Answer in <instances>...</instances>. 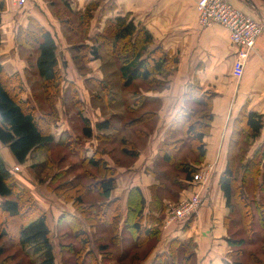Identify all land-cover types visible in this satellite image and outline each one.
Returning a JSON list of instances; mask_svg holds the SVG:
<instances>
[{
  "label": "trees",
  "instance_id": "trees-1",
  "mask_svg": "<svg viewBox=\"0 0 264 264\" xmlns=\"http://www.w3.org/2000/svg\"><path fill=\"white\" fill-rule=\"evenodd\" d=\"M3 8L4 5L0 3V26ZM87 17L82 18L80 25V29L86 28L85 31L79 32L77 27L70 29L77 35L81 34L71 43L76 50L74 59L77 64L83 70L93 57L98 56L100 47L104 49L117 66L124 96L132 97L131 104L129 103L125 109L126 113L140 112L137 114L138 118L135 119L130 114L128 120L131 119V123L136 124L144 121L147 116L151 117L141 114L138 109L139 101L142 100L144 92H157L165 88L166 82L159 76L166 77L172 71L175 58L162 48L149 49L153 42L151 33L139 28L131 14L117 16L114 20L108 19L103 31L94 37L90 36V22L93 15ZM26 32L23 31L20 45L25 50L32 49L36 54L30 66L34 67V71L45 85L47 100L52 111L41 115L32 102L25 98V86L21 76L17 73H9L0 62V142L9 147L20 163L26 162L36 150L54 145L52 130L59 121L57 104L63 95L64 79L57 58V43L52 33L43 27L38 28L36 33L26 34ZM1 41L0 33V44ZM90 82L99 86L104 95L112 97L113 90L109 81L90 79ZM70 89L73 87L71 86ZM196 91L197 89H194L192 95ZM72 94L74 107L83 123V140L81 141L78 136L69 135L63 144H55L56 147L75 146L76 150H73L81 159L80 167L89 168L83 173L76 174L73 181L67 180L58 185L55 191L62 192L66 196V190H72L74 193L66 197L75 202L74 206L82 212L88 224L92 227H99L100 224L109 225L114 234L113 240H118L121 205L119 199L110 200L111 191L116 186V170L109 167L105 158L112 156L111 151L107 153L105 149H101L102 141L109 144L116 142L111 140L113 132L108 135L101 132L102 129L110 131L112 125L108 120L99 122L96 125L99 133L94 134L91 121L83 116L81 101L76 92ZM203 94L205 95L202 98L198 93V99L195 101L201 106L200 109L184 114L173 123L174 127L178 124L179 129L189 140L188 152L192 156L177 158V154H184L187 148L185 145L182 147L185 137L174 139L176 132L170 129L166 143L158 155L169 168L163 174L156 173L162 182L151 188V202L147 205L139 187H133L129 192L125 226L135 236L136 241H133L126 254L118 260L119 264H143L159 243L167 202L164 200L163 190L167 188V182L171 179L170 169L177 172L178 179L192 182L195 173L205 164L207 148L204 137L210 131L213 115L212 95L206 92ZM122 120L125 122V117H122ZM262 127V115L248 111L247 108L242 109L234 120L227 150V164L219 178L229 208L225 222L231 251L227 254L224 264H264V148L260 147L244 163L247 143L243 139L245 133L249 138L258 137ZM88 140L91 147H94L90 155L86 154L87 148H90L86 146ZM93 140L98 142L96 146L93 145ZM120 145L124 155L132 158L138 156L137 147L133 144L130 148L128 139L123 137ZM118 158L114 159L116 164L122 162ZM239 169H242L241 173H237ZM86 180L90 182L86 183ZM172 184L175 187L172 193L178 196L184 185L177 180ZM93 193L98 196L97 200L87 205V195ZM0 199V232L4 234L3 237L9 236L13 231L11 237L15 239L14 241H17L22 249L30 250L37 257L33 264H56L46 213L38 206L32 193L19 186L15 175L1 157ZM26 211L32 212L35 217L25 224L22 220ZM192 221L193 218L188 223L180 225L182 226L180 228L189 227ZM77 225L78 229L73 237L79 239L80 244L77 250L72 247L75 264H106L107 259H103V255L98 257L92 250L86 252L89 262L82 259L86 249H91V242L85 230ZM97 241L101 240L98 238ZM105 246L108 245L99 246L100 254H102L101 247L104 249ZM108 254H110L108 258L114 256L113 253ZM125 257H129L128 262L124 261ZM195 258L196 252L191 243L175 239L171 241L167 253H158L148 264H196Z\"/></svg>",
  "mask_w": 264,
  "mask_h": 264
},
{
  "label": "crops",
  "instance_id": "crops-1",
  "mask_svg": "<svg viewBox=\"0 0 264 264\" xmlns=\"http://www.w3.org/2000/svg\"><path fill=\"white\" fill-rule=\"evenodd\" d=\"M94 1L98 9L95 11L91 22V37L103 31L108 19L114 20L117 16L131 14L139 28L151 33L153 42L149 49L162 48L175 58L172 71L166 77L159 76L160 79L166 82L165 88L157 92H144L138 109L142 115H151V117L147 116L144 121L133 124L131 119L128 120L130 114L135 119L138 115L133 111L131 113L125 111L128 104H131L132 97L113 96L112 92V97L97 93V95H93L92 99L87 89V84H92L95 87L90 79L112 82V76L104 72L105 67L112 63L107 52L100 47L98 56L93 57L81 70L80 66L73 60L76 53L74 46L68 45L60 52L59 36L55 31H52L51 26V29H49L57 43V58L62 75H66L63 72L65 69L68 71L72 69V72H76L75 77H71L70 73L63 77V93L66 87L69 95L63 94L58 101L57 109L60 120L52 130L54 139L56 134L57 136L64 134L65 138L69 135H83V126L81 129H76L78 132L76 133L73 126H71L72 123L70 124L69 115L63 110L64 98L67 95L70 105L76 111L75 114L78 115L73 104L72 94V92H76L82 104L83 116L91 121L94 134L99 133L96 128L97 123L108 120L112 125L111 130L102 129L101 132L108 135L120 131L124 138L130 141L129 147L132 148L134 144L139 151L138 156L135 158L124 155L127 160L125 159L124 163L120 162L119 164H116L111 157H105L109 167L116 170V186L111 191L110 200H120L119 239L113 240L114 234L109 225L90 226L80 210H76V212L73 210L74 204H63L58 201L59 204L54 205L49 191L43 194L39 189H36V186L31 183L28 177L24 176L22 170L19 169V172L14 170L15 166L25 164L27 160L24 163L18 162L10 150L4 159L6 166L19 182L21 180L25 182L22 186L30 190L38 206L46 213L56 264H75V259L72 262L74 258L72 247H77L80 240L71 237L69 234L70 224L73 221L79 224L80 228L85 230L90 238L91 249L87 248L83 253L82 259L84 261L89 262L86 253L89 250L100 257L101 254L97 246L107 244V250L114 254L112 258L107 259L108 264H119L118 260L126 254V250L133 241H136L135 236L125 226L130 190L133 187H139L144 194L147 205H149L152 200L151 188L162 182L158 179L156 173L163 174L169 168L158 156L160 149L166 143L168 131L173 129V131L178 132V124L174 127L173 123L188 113L192 108V103H196V99L192 96L194 89H197L201 96L205 92L210 93L212 95L211 112L213 120L209 133L204 137L207 148L204 163L215 164V170L206 192L207 201L189 227L170 229L166 235H164V228H161L159 241L160 243L161 241L167 242L163 248H160L158 243L151 257H153V260L158 253H167L171 241L179 239L194 246L196 264H224L227 254L231 251L225 222L229 214V208L220 187L219 178L227 164V150L234 120L242 109L247 108L248 111L262 115L263 127L260 135L253 139L252 150L255 152L260 147L264 148V0H228L236 8L260 21L263 25V32L258 37L256 46L248 57H244L239 53L238 47L230 39L228 30L223 26L216 24L209 28L200 27L196 9L198 0ZM0 33L2 39L0 62L8 72L23 74V71L30 67V64L29 60L24 58L21 50L16 47L14 33L4 32L1 26ZM86 68L88 71L85 70ZM118 78L116 81L120 82V75ZM24 81L25 78L23 77ZM26 82H24L25 87L28 85V81ZM71 86L73 89H70ZM120 91H122L121 86ZM24 96L39 111L28 91ZM92 100L93 102L105 103L108 109H113L114 106L115 111L103 114L99 107L92 104ZM59 103L62 105L63 113ZM119 104L120 111L117 112L116 107ZM40 114L42 115V113ZM78 117L80 119L79 115ZM122 117L126 119L123 123ZM127 122H130V124H126ZM63 142L55 141L58 145L63 144ZM93 142V145L96 146L97 141L93 140ZM88 150L86 153L90 155ZM177 181L184 185V189L179 192V197L184 194H192L198 188L192 182H186L182 178ZM29 184H31L30 187ZM165 192L164 189L163 193ZM87 196L98 197L95 193ZM167 197L168 195L165 194L164 200ZM92 202L94 201L88 198L87 205ZM155 215L157 216L158 213ZM61 229H65V231L59 236ZM53 235L58 237L59 241L58 239L55 241ZM105 236L110 238V242L102 241ZM70 237L73 241L61 245L60 240L67 241L71 239ZM98 238L101 241H97ZM149 258L148 260H150ZM124 261L128 262L129 257H125Z\"/></svg>",
  "mask_w": 264,
  "mask_h": 264
},
{
  "label": "rangeland",
  "instance_id": "rangeland-1",
  "mask_svg": "<svg viewBox=\"0 0 264 264\" xmlns=\"http://www.w3.org/2000/svg\"><path fill=\"white\" fill-rule=\"evenodd\" d=\"M0 3L4 5L3 11H2L1 28L3 29L4 32L9 31V32L14 33L13 35H14V39L16 40V47H18V49L21 50L24 58L25 59L27 58V60L30 61L29 64L31 63L32 60H35L36 54L35 52L32 51V49H29L30 51L25 50V49L22 50L23 48H21L20 43L23 40L22 36L24 35L23 34L24 30L27 31L26 34H28L29 32H33V33L38 32V28H41V27L47 30L52 28V31H55V33L59 36L58 42L60 45V52H61L68 45L73 47V44L71 43H73V41H75L76 37L79 35V34L77 35L76 33L72 32L70 29L72 27H74V29L77 27V31L79 32L85 31L86 29L85 27L80 29V25L82 24V20H83L82 18L87 17V16L89 17V15L94 16L95 11L98 9V6L96 7V2L94 0H27L26 4L20 7L15 4L14 0H0ZM44 24L45 25L47 24V26H45ZM90 32H91V29H90ZM29 55L31 56V58H29ZM73 60L75 63H77L76 60L74 59V56H73ZM105 69H106L104 70L105 74L107 75L109 74L112 76V79H111L112 82L110 83H111V87L113 90V96L114 95L115 96L124 95L123 91H120L121 82L116 81V79L119 77L118 75L119 73H118V69L114 61H112V63H110L108 66H106ZM85 70L88 71L87 68ZM63 72L66 75L67 73H70L71 77H75L76 75V72L75 71L72 72V69L69 71L65 69L63 70ZM16 73L20 75L22 79L23 77L25 78L24 82L28 81V85H26L25 87L24 94H26L27 91L29 92L30 97L33 98V101L36 103L37 107L39 108L40 113H42L43 115L50 113L52 110H51V105L47 100L45 85L42 82V80L39 78V76L36 74V72L34 71V67L31 65L30 67L26 68L23 71V74H21L20 72H16ZM66 75H62V77H66ZM90 85L87 84V89L89 93L91 94L90 97L92 96V99H93V95H97V93L103 94V91L101 90L99 86L94 85L95 87H93L92 84ZM67 93L68 91H66V87H65L63 94L65 95ZM67 95L64 98L63 110L66 111L67 115H69V119L71 121L70 124L72 123L71 126H73V130L76 133H78L76 129L78 128L81 129V127L83 126V123L82 121H80L78 115L75 114L76 111L70 105ZM197 95H198V91H196L195 94H193L192 96L194 99L197 100L198 99ZM204 95L205 94H202V98ZM139 103H141V101H139ZM59 104H60L61 111H62V105L61 103ZM92 104L95 105V107H99L103 114L112 113L115 111L114 106L112 107L113 109H108L106 108V104L100 101L93 102L92 100ZM119 107H120V104L116 107L117 112L120 111ZM191 107L192 108L188 111V113L194 109H200L201 106L197 105L196 103H192ZM139 113L137 112L136 115ZM58 120H60V117L58 118ZM246 134L247 133H245V137L243 138L245 139V143H247L246 144L247 152L245 154L244 163L248 161L250 157L254 154V151L252 150L253 138L247 137ZM112 135L113 136L111 137V140H116V142L109 144V143H105L106 141L105 142L102 141L101 149H105L107 153L111 151V155H112L111 157H113L115 160L118 158V156H120L118 159L122 161L121 163H124L126 158H124V154L122 153V146L120 145V141L124 137V135L120 131L116 133L113 132ZM78 137H80L81 141L83 140V136L79 135ZM184 137L185 136L182 130L179 129L178 127V132H176V136H174V139L177 140V139H182ZM64 139L65 140L67 139L65 138L64 134H62L61 136H57L56 134L55 141L63 142L65 141ZM184 139H185V142L182 144L183 145L182 147H184L185 145L187 146V148H185L184 154H181V155L177 154V158L185 157L186 155L192 156V154L188 152V148L190 147L189 140L186 137ZM86 144H87L86 146L89 145L90 147L88 148L89 154H92L94 147H91L90 146L91 144L88 141ZM73 149H75V146L56 147V144L54 143V145H51V146L49 145L45 148L43 147V148L36 150L34 153H32L29 156L25 164L18 165L20 170L24 172V176L30 179L31 183L34 186H36V189H39L40 192H42L43 194L48 191L51 193V195L50 194L48 195L51 196L54 205H58L59 204L58 201L62 202L63 204H69V205L75 204L73 200H69L66 197L68 194L74 193L72 190H66V196H65L62 194V192L55 191V189L58 185H61L62 183L67 182V180L73 181L76 174H79L81 172L83 173L86 169L89 168L88 166L80 167L81 159L79 156L75 155L76 149L75 150ZM9 150L10 149L8 146L0 142V157L1 158L3 157L2 158L3 160L6 158V155H8ZM20 170L16 172H19ZM241 172H242V169H239L237 173H241ZM170 173H171L170 174L171 179L169 182H167L168 185H167V188L165 189L166 191L165 194L168 195V197L165 199L167 201L166 205L167 203L168 204L171 203L173 205L177 203L182 197H185V196L190 197L192 195V194H188V195L184 194L185 196L181 195V197L174 195L172 191L174 190L175 187L173 186L172 183L178 180L177 178L178 176H177V172L172 171V169H170ZM85 182L88 183L90 181L86 180ZM24 183L25 182L21 180L18 184L20 187L24 188V186H22L24 185ZM28 186L30 187L31 184H29ZM24 189L30 191L27 188H24ZM170 191H171V196H170ZM251 195H253V192ZM88 198L92 199L93 201L97 200V197L87 196L86 198L87 201H88ZM73 210L76 212L77 209L75 206ZM168 213L169 211H167L166 209V211L164 212V216H163L164 218L163 227L166 222ZM34 217H35V214H32V212L26 211L25 215L23 216L22 222L26 224ZM180 225H182V223H176V222L172 223L171 225L168 226L167 229H164V235H166L167 231H169L170 229H173V228L176 229V228L182 227ZM77 226L78 225L75 221H73L70 224L71 230L69 234L71 237L73 236V234L76 233L78 229ZM64 231L65 229L64 230L61 229L59 232L60 234L58 235L60 236L62 233H64ZM12 232L9 234V236L7 235L6 237H3L4 234L0 232V264H33V261H35L37 257L30 250L22 249L18 245L17 241H14L15 239L11 237ZM54 239L55 241H57V239L59 241L58 237L54 236ZM109 240L110 238H108V236H105L104 240L102 241H109ZM60 241L62 245L65 243H69L70 241H73V240L71 238L70 240H67V241L65 240L64 241L60 240ZM166 242L167 241H161L160 243L159 241V244H160L159 247L160 248L165 247ZM100 245L102 244H99V246ZM74 247H75V250H77L78 245L77 247L76 246ZM107 248L108 246H105L104 249L101 247V252H102L101 256L102 255L104 256L103 259L105 258L108 259V257H110V254L108 253H111V252L108 251ZM73 257L74 258L72 259V262H74V259H75V256ZM152 258L153 257L149 258L150 260L145 261L143 264H148L152 260ZM106 264H108V262Z\"/></svg>",
  "mask_w": 264,
  "mask_h": 264
},
{
  "label": "built area",
  "instance_id": "built-area-1",
  "mask_svg": "<svg viewBox=\"0 0 264 264\" xmlns=\"http://www.w3.org/2000/svg\"><path fill=\"white\" fill-rule=\"evenodd\" d=\"M17 6H23L27 0H14ZM198 12V23L202 28H209L213 25H221L229 32L232 43L238 47L242 56L248 57L256 46L258 37L263 32V25L260 21L232 5L228 0H198L196 3ZM19 166L14 170L18 171ZM215 164L208 163L201 166L195 173L192 184L198 187L190 197H182L175 204L166 205L169 211L163 228L172 223H188L194 219L200 208L207 201L206 192L209 188Z\"/></svg>",
  "mask_w": 264,
  "mask_h": 264
}]
</instances>
